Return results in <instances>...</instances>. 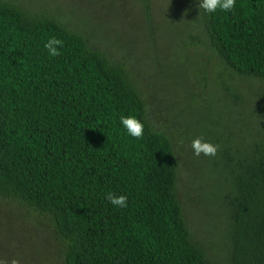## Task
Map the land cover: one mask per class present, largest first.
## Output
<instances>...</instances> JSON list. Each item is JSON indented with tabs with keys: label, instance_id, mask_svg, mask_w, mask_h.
Wrapping results in <instances>:
<instances>
[{
	"label": "trees",
	"instance_id": "16d2710c",
	"mask_svg": "<svg viewBox=\"0 0 264 264\" xmlns=\"http://www.w3.org/2000/svg\"><path fill=\"white\" fill-rule=\"evenodd\" d=\"M201 20L225 68L264 81V0L201 9ZM52 36L64 41L55 57L43 48ZM145 106L126 69L85 36L0 0V196L51 217L66 264H212L184 217L174 144ZM122 114L143 120L142 138L125 134ZM220 149L230 264H264V126Z\"/></svg>",
	"mask_w": 264,
	"mask_h": 264
},
{
	"label": "rangeland",
	"instance_id": "374dc122",
	"mask_svg": "<svg viewBox=\"0 0 264 264\" xmlns=\"http://www.w3.org/2000/svg\"><path fill=\"white\" fill-rule=\"evenodd\" d=\"M48 13L82 34L89 48L123 66L167 134L178 160L177 192L193 242L212 264H230L221 199V149L194 156L195 137L241 145L264 126V81L224 67L208 45L198 0H1ZM148 11V12H147ZM66 243L50 216L0 196V259L66 264Z\"/></svg>",
	"mask_w": 264,
	"mask_h": 264
},
{
	"label": "clouds",
	"instance_id": "9594fccd",
	"mask_svg": "<svg viewBox=\"0 0 264 264\" xmlns=\"http://www.w3.org/2000/svg\"><path fill=\"white\" fill-rule=\"evenodd\" d=\"M237 0H198V8L203 9L207 14H215L217 11L231 12L235 9ZM64 41L56 38L55 36L49 37L43 44V48L47 50L49 57H55L60 54L63 47ZM147 111V106H145ZM119 123L122 126L125 134L129 137L140 139L145 134V123L143 120L134 114L124 115L122 114L119 118ZM193 155L200 156H215L218 150V146L203 139V137H195L191 140L190 144ZM107 201L117 207H127V195H117L112 191L105 193ZM0 264H8L4 259H0ZM10 264H20L17 258H12Z\"/></svg>",
	"mask_w": 264,
	"mask_h": 264
}]
</instances>
